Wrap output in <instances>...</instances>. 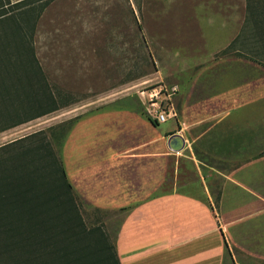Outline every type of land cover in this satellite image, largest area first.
<instances>
[{"label":"crops","instance_id":"crops-1","mask_svg":"<svg viewBox=\"0 0 264 264\" xmlns=\"http://www.w3.org/2000/svg\"><path fill=\"white\" fill-rule=\"evenodd\" d=\"M228 5L205 0L200 9ZM194 24L208 46L230 42L212 31L226 24L211 14ZM154 121L129 103L96 105L75 116L62 144L76 195L123 214L115 239L120 264H222L224 236L264 258V65L235 53L201 62L181 92L178 116ZM175 133L185 138L184 148L229 167L218 220L202 198L164 189L180 155L167 143Z\"/></svg>","mask_w":264,"mask_h":264},{"label":"rangeland","instance_id":"rangeland-1","mask_svg":"<svg viewBox=\"0 0 264 264\" xmlns=\"http://www.w3.org/2000/svg\"><path fill=\"white\" fill-rule=\"evenodd\" d=\"M204 1L4 0L0 31L8 32L14 45L22 36L17 26L31 32L36 56L52 89L63 90L75 101L0 132V146L40 131L30 147H43L35 150V159L55 180L60 172L52 164L54 157L62 159L68 127L86 109L129 103L149 114L165 110L168 118H176L184 85L201 62L229 53L256 55L264 61L262 28L251 26L247 0H219L230 8L212 12L200 9ZM44 4L47 6L42 8ZM210 14L225 22L212 31L230 39L228 44L208 46L202 41L201 28L194 22L198 24ZM172 122L174 119H169L161 125ZM179 152L164 189L187 191L202 198L218 220L222 183L229 167L189 144ZM67 197L71 205L68 214L75 215L82 231L97 243L85 250L91 259L85 264L108 263L123 214L94 207L71 191ZM224 242L222 264H264V258L242 251L225 236Z\"/></svg>","mask_w":264,"mask_h":264},{"label":"trees","instance_id":"trees-1","mask_svg":"<svg viewBox=\"0 0 264 264\" xmlns=\"http://www.w3.org/2000/svg\"><path fill=\"white\" fill-rule=\"evenodd\" d=\"M4 5L0 0V8ZM247 10L251 26L261 27L264 37V0H247ZM17 32L22 36L14 45L10 34L0 31V132L75 101L63 90L52 89L36 56L32 33L22 26H17ZM242 55L264 65L256 55ZM40 134L37 131L0 146V264H85L91 260L85 250L97 243L82 231L76 216L68 214L67 192L77 195L66 178L62 159L56 160L51 151L52 164L60 172L55 180L38 167L34 152L43 147L33 149L30 143ZM110 260L120 264L116 246L108 263L101 264Z\"/></svg>","mask_w":264,"mask_h":264},{"label":"water","instance_id":"water-1","mask_svg":"<svg viewBox=\"0 0 264 264\" xmlns=\"http://www.w3.org/2000/svg\"><path fill=\"white\" fill-rule=\"evenodd\" d=\"M168 147L174 151L179 152L181 151L185 146V138L180 133H175L169 136L168 138Z\"/></svg>","mask_w":264,"mask_h":264},{"label":"built area","instance_id":"built-area-1","mask_svg":"<svg viewBox=\"0 0 264 264\" xmlns=\"http://www.w3.org/2000/svg\"><path fill=\"white\" fill-rule=\"evenodd\" d=\"M150 115L155 121L160 123V122H164L169 117L170 114L165 110H160V111L156 110L155 112L151 111Z\"/></svg>","mask_w":264,"mask_h":264}]
</instances>
